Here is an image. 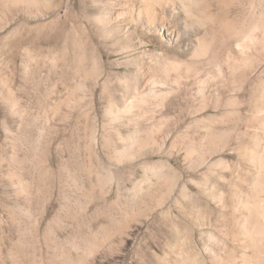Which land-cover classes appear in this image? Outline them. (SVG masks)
Returning <instances> with one entry per match:
<instances>
[{
    "label": "rangeland",
    "instance_id": "1",
    "mask_svg": "<svg viewBox=\"0 0 264 264\" xmlns=\"http://www.w3.org/2000/svg\"><path fill=\"white\" fill-rule=\"evenodd\" d=\"M254 28L264 0H0V264H159L210 236L233 250L209 185L236 157L214 155L210 58L223 102L230 34Z\"/></svg>",
    "mask_w": 264,
    "mask_h": 264
},
{
    "label": "bare ground",
    "instance_id": "2",
    "mask_svg": "<svg viewBox=\"0 0 264 264\" xmlns=\"http://www.w3.org/2000/svg\"><path fill=\"white\" fill-rule=\"evenodd\" d=\"M230 36L235 50L231 49L225 58L229 94L223 102L217 50L212 53L208 39L198 37L199 46L190 56L208 60L212 53L210 59L218 68L212 76L217 110L212 124L214 155L223 152L218 145L224 141V153H234L236 157L214 159L209 185L213 201L220 209H227L226 218L240 225L233 239L234 249L227 252L226 244L211 236L197 249L194 240L184 238L173 246L171 257L156 258L161 264H264V80L261 86L255 82L251 86L253 78L264 74V28L239 30ZM240 96L246 97L244 102L238 100ZM219 107L222 111H218Z\"/></svg>",
    "mask_w": 264,
    "mask_h": 264
}]
</instances>
